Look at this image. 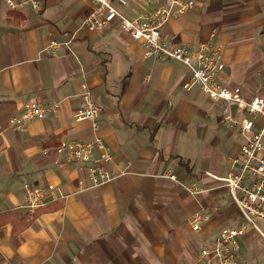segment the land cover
Wrapping results in <instances>:
<instances>
[{
    "label": "crops",
    "instance_id": "1",
    "mask_svg": "<svg viewBox=\"0 0 264 264\" xmlns=\"http://www.w3.org/2000/svg\"><path fill=\"white\" fill-rule=\"evenodd\" d=\"M37 1L34 11L0 0V213L30 221L13 235L12 223L0 218V264H196L202 235L217 215L222 219L212 193L226 190L205 172L226 175L244 142L229 128L226 138L241 144L230 148V165L221 172L227 140L217 131L226 127V104L216 106L196 86L184 89L189 71L182 63L146 58L142 44L117 23L94 32L81 26L93 0ZM112 1L128 18L150 8L141 0ZM192 1L161 33L191 52L201 43L219 48L221 84L240 88L246 100L264 98V0ZM52 39L70 44L50 50ZM82 84L100 107L96 131L90 120L74 118ZM31 101L58 109L19 132L9 121ZM208 117L216 118L215 128L203 124ZM95 134L111 153L108 169L115 175L98 186L90 185L87 170L96 150L89 163L56 151L62 142ZM26 183L53 186L35 214L24 208ZM192 184L209 190L189 195L184 186ZM210 206L214 214L198 239L189 218Z\"/></svg>",
    "mask_w": 264,
    "mask_h": 264
},
{
    "label": "built area",
    "instance_id": "2",
    "mask_svg": "<svg viewBox=\"0 0 264 264\" xmlns=\"http://www.w3.org/2000/svg\"><path fill=\"white\" fill-rule=\"evenodd\" d=\"M118 5H125V0H116ZM150 6L141 16L128 18L113 3L112 0H93V9L83 17L81 26L88 31H100L115 22L133 39L139 41L146 58L160 60H174L182 63L189 71L187 79L182 83L184 89L193 86L199 88L209 99L222 101L226 104L225 114L221 121L230 129H238L244 142L238 154L232 159V168L224 176H217L205 172L216 187L224 188L229 198L240 213L243 224L239 226H224L218 231H205L196 255V264H240L238 252L240 241L245 237L248 227L253 228L264 240V98L255 95L244 99L240 88H230L221 84L224 63L220 49L212 50L208 43H201L196 52H191L189 47L166 37L161 33V27L171 19H176L194 6L192 0H141ZM9 9L29 6L34 11L40 9L37 0H4ZM215 35L213 31L212 36ZM70 40L49 41L50 50L68 47ZM80 103L74 118L76 121L90 120L91 127L97 130L95 118L100 112V107L91 99L88 87L81 85ZM235 106L237 112L245 111L241 118L235 116L231 108ZM58 109V103L45 105L31 101L24 105L20 115L10 119L11 127L19 132L26 130L27 124L35 119H44ZM97 151V157L87 167L90 185L98 186L115 178L108 164L112 158L103 139L94 135L88 141L62 142L56 151L66 152V160L89 163L92 151ZM169 178L175 179L174 175ZM24 208L29 214L46 205V198L52 185L46 188L24 184ZM184 189L189 195H199L209 189L199 185H185ZM211 220L210 215L201 208L191 214L189 225L193 232L202 234L204 227Z\"/></svg>",
    "mask_w": 264,
    "mask_h": 264
},
{
    "label": "rangeland",
    "instance_id": "3",
    "mask_svg": "<svg viewBox=\"0 0 264 264\" xmlns=\"http://www.w3.org/2000/svg\"><path fill=\"white\" fill-rule=\"evenodd\" d=\"M214 104L218 107L224 105L223 102H219V101L214 102ZM245 114L246 113L241 114V116L243 115L246 116ZM203 124L213 129L217 126V121L215 117H208L207 119L204 120ZM229 130L230 129L228 127L220 126L217 131L219 138L220 139L226 138L227 135H229L228 134ZM232 136L233 135H231L230 138H226L227 144L221 147L220 149L223 153V156L221 158V163H222L221 172L227 170L230 165V160H229L231 156L230 148L231 147L234 148L236 143L241 144L240 139H238L237 137H236L237 139L233 138ZM181 195L183 198L187 197V195L184 194V192H182ZM212 195H213L212 200L215 202L216 206L219 207V210L222 215V219L220 218L219 215H217V217L214 218L217 221L215 220V222L213 223L212 231L216 232L224 226H239L243 224V219L240 213L238 212L237 208L229 198V194L226 190L224 191L215 190L212 193ZM214 209H215L214 206H210L205 211L210 216L211 215L213 216ZM185 220L186 219L184 217L181 219L180 226L182 228L187 227L185 224H183ZM186 230L190 232L188 228H186ZM195 236L196 238L199 239L197 233H195ZM199 242L197 244V251L199 248ZM240 246L241 247L238 252V258L240 264H264V240L259 236L258 233L255 232L253 228L248 227L245 237L240 241Z\"/></svg>",
    "mask_w": 264,
    "mask_h": 264
},
{
    "label": "trees",
    "instance_id": "4",
    "mask_svg": "<svg viewBox=\"0 0 264 264\" xmlns=\"http://www.w3.org/2000/svg\"><path fill=\"white\" fill-rule=\"evenodd\" d=\"M42 208H40V209H42ZM40 209H38V210H40ZM38 210H36L35 212H37ZM35 212H34V214H35ZM0 218L3 219L2 222H11L12 223V225H13L12 234L13 235L17 234L22 229L26 228L30 223L29 220H26V217H22L21 219H17L16 217L12 216L8 211L0 213Z\"/></svg>",
    "mask_w": 264,
    "mask_h": 264
}]
</instances>
